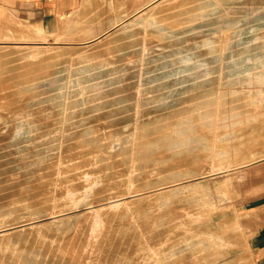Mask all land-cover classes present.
I'll use <instances>...</instances> for the list:
<instances>
[{
	"label": "rangeland",
	"instance_id": "obj_1",
	"mask_svg": "<svg viewBox=\"0 0 264 264\" xmlns=\"http://www.w3.org/2000/svg\"><path fill=\"white\" fill-rule=\"evenodd\" d=\"M264 0H158L99 38L0 16V264H253Z\"/></svg>",
	"mask_w": 264,
	"mask_h": 264
},
{
	"label": "crops",
	"instance_id": "obj_2",
	"mask_svg": "<svg viewBox=\"0 0 264 264\" xmlns=\"http://www.w3.org/2000/svg\"><path fill=\"white\" fill-rule=\"evenodd\" d=\"M158 0H0V16L51 38L92 41ZM239 235L253 264H264V159L241 171Z\"/></svg>",
	"mask_w": 264,
	"mask_h": 264
}]
</instances>
